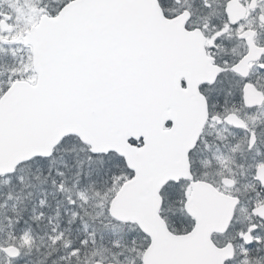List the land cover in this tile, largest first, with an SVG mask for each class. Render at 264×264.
<instances>
[{
	"label": "snow or ice",
	"instance_id": "1",
	"mask_svg": "<svg viewBox=\"0 0 264 264\" xmlns=\"http://www.w3.org/2000/svg\"><path fill=\"white\" fill-rule=\"evenodd\" d=\"M174 3L179 0H53L37 14L44 17L39 29L22 40L0 37L29 51L27 63L20 57L19 67L14 63L0 85V158L19 153L11 172L20 173L21 184L36 165L37 180L43 175L41 183L50 181L52 188L65 192L71 174L77 194L68 195L70 205L86 208L88 192L95 189L97 216L107 221L104 228H119L106 249L115 264H253V257L264 254V183L257 190L253 182L258 178L252 176L256 199L249 197L247 223L234 231L235 214L243 210L238 185L244 172L221 171L210 181L193 169L195 157L207 148L203 134L210 122L244 132L234 145H226L228 155L213 156L222 167L226 161L236 163L237 153L261 154L255 120L239 118L240 109L224 116L214 102L222 90L221 75H240L242 93L257 85L246 79L248 73H239L238 62L225 60L221 66L209 50L235 31L238 40L259 49L254 59L257 69L264 70V46L252 23L247 28L239 24L227 6L222 27L190 28L191 9L173 8ZM202 7L212 10L213 0H203ZM257 7L254 19L264 27V5L254 2L252 11ZM193 39L198 45L190 49L187 42ZM202 54L215 74L195 82L189 60ZM197 96L202 113L194 114L198 130L186 143L182 105ZM242 107L253 106L245 102ZM236 167L244 170L245 164ZM82 180L86 187L80 189ZM201 190L206 206L200 203ZM210 212L216 226L206 228ZM63 236H51V243ZM222 237L227 239L221 242ZM23 241L29 243L27 237ZM89 243H96L95 230L80 247ZM64 247H69L67 241ZM80 247L69 255L79 256ZM0 251L19 254L14 246Z\"/></svg>",
	"mask_w": 264,
	"mask_h": 264
},
{
	"label": "flooded vegetation",
	"instance_id": "2",
	"mask_svg": "<svg viewBox=\"0 0 264 264\" xmlns=\"http://www.w3.org/2000/svg\"><path fill=\"white\" fill-rule=\"evenodd\" d=\"M254 2L264 5V0H213V9L209 10L202 7L203 0H179V3L173 4V8L191 9L192 15L188 21L190 28L194 25H199L203 28L206 24L209 28L213 24L219 28L223 26V22L227 19L225 14V6H227L228 15L237 19L239 24H244L247 28V22L250 21L252 23V27L255 28L257 33L258 44L264 46V27L260 26L258 18L254 19V17H258L260 9L259 7L255 11L251 9ZM52 3L53 0H0V37L10 41L13 39L22 40L26 32L38 23L40 18L37 16L38 12L42 9L50 8ZM210 11L211 16H209ZM177 21L182 23L183 17H180ZM235 27L233 26V28ZM247 34L249 39H251V33ZM218 43L219 47L209 50L215 55L216 63L223 66V61L225 60L229 61V64L238 62L239 73H248L246 79L255 83L257 88L264 89V70L257 69L254 59L259 49L246 44L243 40H238L235 31ZM197 45L198 41L194 39L187 42V46L190 49L196 48ZM28 55L29 51L24 48L22 43H3L0 41V85L5 83L7 74L13 64L16 63L17 67H19L18 61L20 57H24L25 63H27ZM260 60L264 62V54L260 56ZM189 62L191 63L190 71H195L194 74L203 80L201 82H206L215 74L206 54H202L201 57L196 58L194 61L189 60ZM219 79L223 83L222 86L218 85V88L222 87V90L214 96V102L217 105L215 111L227 116L235 109H240L239 118L245 119L249 123L255 120L257 123L256 131L259 135L258 147L261 154L257 155L255 150L245 151L243 156L237 153L235 157L236 163L226 161L227 167H222L218 160L213 159V156L228 155L226 145H234L240 137L244 136V132L242 129L232 128L230 125L225 127V125L210 122L209 126L204 128L203 134V142L207 145V148L195 157L193 171L197 176L207 174L210 181L218 179V174L221 171L226 175L229 169L237 174L241 171L244 172L238 185L243 210H237L235 214L236 227L234 231H238L247 223L249 197H252L253 200L256 199L253 187L250 186L252 176L254 175L258 178V181L253 182L257 190H259L260 184L264 183V166H261V162H264V94L253 87L243 89L242 93L244 82L238 74L228 73L227 75H221ZM229 89L231 90V95H228ZM245 102L253 107L244 109L242 106ZM222 137H226V139H221ZM206 161H210L208 166H206ZM239 163L245 164L244 170L236 167V164ZM4 176L6 175L0 176V180ZM5 189L6 187L0 183V248L15 246L19 249V254L15 258H10L3 251H0V264H15L20 258L21 249L14 243H6L5 241V236H10L13 231L10 228V225H13V220L8 216L11 215L10 213L14 209L9 202L5 201ZM261 196L264 198V193ZM14 224L16 223L14 222ZM224 239H227V237H222L221 242ZM256 261H258V264H264V254L253 257V264H256ZM96 262L115 264L114 261L102 262L98 260H94L91 264Z\"/></svg>",
	"mask_w": 264,
	"mask_h": 264
},
{
	"label": "trees",
	"instance_id": "3",
	"mask_svg": "<svg viewBox=\"0 0 264 264\" xmlns=\"http://www.w3.org/2000/svg\"><path fill=\"white\" fill-rule=\"evenodd\" d=\"M37 167L33 165L32 171L26 174L28 176L24 174L23 184L18 180V172L6 175L0 180V183L6 187L5 201L14 208L8 216L13 220V225H10L13 231L10 239L5 241L14 243L21 249L20 258L15 264H91L94 260L113 261L106 249L111 248V241L119 230L111 225L104 228L107 221L97 216L100 211V201L93 198L95 189H90L88 192L90 199L86 208L70 205L67 202L68 195L71 194L75 198L77 194V188L73 187L74 177L69 174L65 178L67 191L60 192L52 188L50 181L41 183L43 175L41 180L30 176H36ZM78 187L85 188L86 181H80ZM41 199L45 200L44 206L39 204ZM73 212L77 213L75 218ZM70 220L73 221L71 224ZM25 228H30L32 235H24ZM53 229L56 231L54 232ZM93 230H95L96 243L80 247V241ZM61 232L64 234L63 239L53 245L50 237ZM24 237L30 239L27 254H23L21 247L20 240ZM65 241L69 243L67 248L64 247ZM73 247H80L79 256L69 255Z\"/></svg>",
	"mask_w": 264,
	"mask_h": 264
},
{
	"label": "water",
	"instance_id": "4",
	"mask_svg": "<svg viewBox=\"0 0 264 264\" xmlns=\"http://www.w3.org/2000/svg\"><path fill=\"white\" fill-rule=\"evenodd\" d=\"M155 15L159 16V9L155 10ZM43 19H44V17H40L38 23L35 26L31 27L29 29V31L26 32V34L31 33L36 29H39L40 28V21ZM175 24L178 27L180 23L178 21H175ZM194 73H195V71H193V70L190 71L191 78L193 81H195V82L203 81ZM189 87L193 88L194 85L190 83ZM202 107H203L202 102L199 101L198 96L195 97V101L192 97H188L182 105V110H183L184 117H185L184 124H185V129H186V137H185L186 143L191 142V139H193L195 136V131L198 130V123H197V120L195 119L194 114H201L202 113ZM19 158H20L19 153L15 152V151L8 152L4 157L0 158V171H4V172L9 173L7 175L12 174L11 170L15 167L16 160ZM185 168H186V165H185ZM0 176H3V175H0ZM200 203L202 206L207 205L206 193L203 190H201V194H200ZM215 226H216V216L214 213L210 212L209 217H208V221H207L205 227L206 228H212ZM10 247H12V246H6L3 248H10ZM4 254L10 258H15L17 256V255L11 254V252H9V253L4 252ZM95 264H102V263L96 262ZM108 264H112V263H108Z\"/></svg>",
	"mask_w": 264,
	"mask_h": 264
},
{
	"label": "rangeland",
	"instance_id": "5",
	"mask_svg": "<svg viewBox=\"0 0 264 264\" xmlns=\"http://www.w3.org/2000/svg\"><path fill=\"white\" fill-rule=\"evenodd\" d=\"M18 174L20 175V173L18 172ZM27 173H25V175H26ZM26 176H28V175H26ZM33 179L35 178V175H30ZM36 179V178H35ZM28 227V226H27ZM116 229H118L119 230V228H116ZM24 235H26V236H30V235H32V233L30 232V228H25L24 229ZM19 234V233H18ZM49 237H50V235H48ZM10 236H5V240L7 241L8 239H10L9 238ZM27 239L28 240H30L28 237H27ZM21 241V247H22V252H23V254L25 253V254H27V250L29 249V243L28 244H25L24 243V241H23V239H21L20 240ZM61 244V243H60Z\"/></svg>",
	"mask_w": 264,
	"mask_h": 264
}]
</instances>
